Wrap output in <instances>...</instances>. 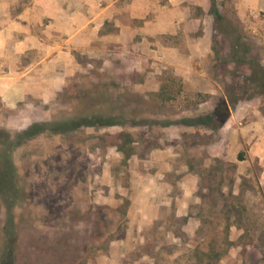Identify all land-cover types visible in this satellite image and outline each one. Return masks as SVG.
Masks as SVG:
<instances>
[{
	"label": "rangeland",
	"instance_id": "1",
	"mask_svg": "<svg viewBox=\"0 0 264 264\" xmlns=\"http://www.w3.org/2000/svg\"><path fill=\"white\" fill-rule=\"evenodd\" d=\"M213 2L241 41L214 25L211 50L199 46L197 61L148 64L128 84L113 75L114 60L96 57L64 94L89 88L90 72L113 78L128 89L105 92L136 93L130 103L148 122L170 125L24 141L30 124L72 114L71 105L0 98V188L6 169L16 187L17 264H264V9L242 15L239 0ZM199 117L211 120L181 123ZM6 218L0 193V260Z\"/></svg>",
	"mask_w": 264,
	"mask_h": 264
},
{
	"label": "crops",
	"instance_id": "2",
	"mask_svg": "<svg viewBox=\"0 0 264 264\" xmlns=\"http://www.w3.org/2000/svg\"><path fill=\"white\" fill-rule=\"evenodd\" d=\"M211 5L212 0H0V98L48 103L96 57L114 60L113 75L125 84L135 83L133 74L148 64L179 69L195 62L199 46L211 50ZM238 6L243 15L264 9V0H239Z\"/></svg>",
	"mask_w": 264,
	"mask_h": 264
},
{
	"label": "trees",
	"instance_id": "3",
	"mask_svg": "<svg viewBox=\"0 0 264 264\" xmlns=\"http://www.w3.org/2000/svg\"><path fill=\"white\" fill-rule=\"evenodd\" d=\"M222 6V3L220 4ZM210 12L215 18V30L222 36H229L236 33L237 42L242 40L240 32L233 27L231 20L227 17L226 12H223L219 8L217 2H213ZM228 22V23H227ZM228 24V25H227ZM85 75V74H83ZM99 75H94L92 72L86 75L90 79V87L82 88L77 86L71 99H68L64 94L70 92L75 77H71L62 91H60L56 97H66L67 103L72 107V114L53 115L50 121L45 123H32L22 133L18 135V138H22L24 141L30 140L36 136L42 134L64 135L79 131L83 128H107L112 126H120L122 128L138 127L142 125H151V123L159 125H170L168 121L154 120L148 122L146 117H143V108L141 106L131 105V96L137 94L132 91H127L124 97L111 95L110 92H105L106 88H123L127 90V87H121L113 78L108 80L101 79ZM253 83H257V80L252 79ZM104 90V91H103ZM141 97V96H140ZM71 101H75L72 104ZM145 107V104L142 106ZM65 115V116H64ZM67 115V116H66ZM211 118V116L209 117ZM211 120V119H209ZM208 120V121H209ZM202 118L190 119L181 122L185 125H197L200 123H207ZM10 165H8L9 167ZM7 170L4 171V182L0 188L1 195L6 200L7 218L5 221V244L3 256L0 260V264H17V252L19 248V236L17 234V216L15 212L16 208V187L15 182L8 180ZM2 177V175H1ZM60 239V238H59ZM58 239V240H59ZM61 240V239H60ZM62 240L57 242L58 247L62 246ZM189 250V249H188Z\"/></svg>",
	"mask_w": 264,
	"mask_h": 264
}]
</instances>
